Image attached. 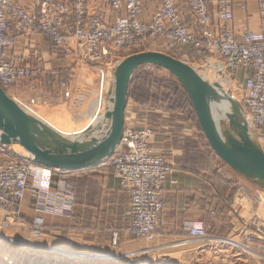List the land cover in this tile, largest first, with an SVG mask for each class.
<instances>
[{"label": "built area", "instance_id": "obj_1", "mask_svg": "<svg viewBox=\"0 0 264 264\" xmlns=\"http://www.w3.org/2000/svg\"><path fill=\"white\" fill-rule=\"evenodd\" d=\"M90 0H38L36 13L19 6L15 0H0V87L11 88L31 75L28 66L17 65L10 53L19 37L44 36L56 46H67L68 37L84 60L98 66V77H105L103 62L112 51H129L140 42L161 40L166 48H187L198 55L219 60L222 75L234 78L239 70L249 69L251 74L239 89V104L248 124L264 142V0H252L258 8L259 31L245 30L236 40L228 25L233 21L234 0H187L199 33H190L179 12L176 0H156L157 9L148 23L140 21L142 0H109L114 12L125 10V16L110 23L102 13L88 15ZM71 18V23H68ZM71 25L70 34L65 32ZM37 73H40L38 69ZM150 129L125 126L122 139L108 159L119 187L128 193L129 203L125 216L128 220L125 234L152 241L165 217L163 191L172 175L170 166L155 158L150 149ZM0 163V230L13 227L21 221L20 206L27 192L36 193L35 211L40 214L70 219L73 214L72 196L59 202L52 199L51 183L55 170L35 166L31 159ZM35 237L40 236L43 223L36 220L27 226ZM191 242L210 240L202 224L190 225L186 230ZM257 235L246 233L239 250L264 262V249L257 248ZM115 247L117 234H112ZM218 238L213 240L217 242ZM222 241V240H220Z\"/></svg>", "mask_w": 264, "mask_h": 264}, {"label": "crops", "instance_id": "obj_2", "mask_svg": "<svg viewBox=\"0 0 264 264\" xmlns=\"http://www.w3.org/2000/svg\"><path fill=\"white\" fill-rule=\"evenodd\" d=\"M37 1L15 0L19 6L24 7L31 13L37 12ZM66 1L71 3V0ZM108 1L90 0L87 5L88 15L102 13L107 23H110L116 17L125 16L124 9L120 12L112 11L109 8ZM142 2L144 9L140 21L148 23L151 14L158 6V2L156 0H142ZM176 3L178 12L188 31L194 35L198 34L199 27L188 9L187 0H176ZM233 16L234 20L228 27L233 32L236 40H240L239 37L245 30L259 31L258 9L254 1L234 0ZM67 22L71 23V18H68ZM70 31L71 25H68L65 33L69 35ZM10 59L17 65L31 66L33 70L41 68L46 74L42 77L32 76L28 80L10 88L9 97L14 98L13 96H16L23 102H20L21 104L40 107L43 110L45 107H51L49 113H54V118L59 121V124L66 122L78 124L80 122L83 123L87 119L83 120L85 117L84 106L80 114L72 115L73 121L68 119V114H65L66 111L63 108L65 100L72 98L70 90L74 78L70 64L74 60H78V63L85 62L80 51L75 48V41L71 36L68 37V43L65 47L56 46L50 39L43 36L19 37L11 50ZM92 69L96 72L95 66ZM49 71H54L55 76H50L48 74ZM250 74L251 71L249 69L240 70L236 74L235 79L231 81L236 91L242 88L245 79ZM91 92L92 90L90 94ZM90 94H82L83 98L84 96L88 97L86 103L90 101ZM82 97L79 99L82 100ZM55 101L58 103L56 102L55 104ZM17 102L19 103V100ZM50 102L54 104H50ZM147 110L148 107L146 105H140L128 100L124 126H147L146 118L150 112ZM31 117L35 120L39 119V116ZM151 124L155 125L156 128L152 129V153L172 167V175L167 179L163 192L165 217L156 235L158 243L180 245L182 241L186 242V230L190 225L195 224H202L206 233L211 236L219 238L230 237L235 233L237 226L233 223L230 213L221 211L227 204L226 199L231 194L230 191L233 186L236 188V192L232 195L233 200L239 195H237L239 190L244 192L241 187L239 189L242 177L227 169L228 167L226 168L224 165L219 166L217 157L213 153L215 157L211 153L212 157L208 156V145L205 147L200 134L196 132L195 126L190 123L188 117L178 114L172 120H168L167 117L161 115ZM14 156V152L11 153L10 148L2 147L0 149V163L12 162L11 158L14 159ZM87 172L95 174L101 184L102 195L99 198L98 207L99 213L101 211L104 217H100L99 221H109L106 229H109L108 231L110 232L118 233V238L120 237L125 242L129 237L124 232L128 222L125 213L128 209L129 197L128 193L119 187V181L113 174L112 167L107 160L82 171L55 172L53 178L56 175H61L60 180L64 181L67 179L64 176L65 174ZM219 179L223 183L218 184ZM224 182L230 183L229 188L225 186ZM51 192L52 199L55 202H59L64 197V195L59 196L53 188ZM255 200L259 201L257 196ZM35 202L36 193L33 191L27 192L20 206L21 221L23 223L41 221L45 227L44 234L52 238H58L63 233L64 236L75 233L73 230L59 228L61 227L60 225H65L68 222L65 219L37 213L35 211ZM75 208L76 204L74 213L76 211ZM64 225L63 227H65ZM239 228L238 234L242 236L243 240L248 227L239 223ZM84 232L82 235H87L88 241L81 247L90 250L94 249L95 244L92 242L91 237L96 231L89 230ZM254 245L264 248V234L258 236L254 241Z\"/></svg>", "mask_w": 264, "mask_h": 264}, {"label": "rangeland", "instance_id": "obj_3", "mask_svg": "<svg viewBox=\"0 0 264 264\" xmlns=\"http://www.w3.org/2000/svg\"><path fill=\"white\" fill-rule=\"evenodd\" d=\"M142 52H157L172 57L186 63L192 70L195 71V73H198V75H200L199 71L203 69L207 63L213 62L215 64H219V60L215 57L198 55L195 51L187 48H176L173 51H169L166 48L165 42L157 39L140 42L135 46V48L130 49L129 51L124 49L112 51L110 59L103 62L105 77L102 80L99 79L98 74L96 73L97 71L95 72L92 69L94 66L97 69V65L86 60L81 63H78V60H74V62L70 64V68L73 70L74 78V82L70 90L72 98L65 100V106H63V108L66 111L65 114H68V119L73 121L72 115L74 116L80 114L84 106L85 117L83 120L87 119L83 121V123L80 122L78 124H74L73 122L61 123L59 126L61 130L73 131L80 129V127L83 126L87 120H89L88 116L95 106L98 92L102 93V105L100 108L102 109V112H104V108L107 105V94L113 84V72L115 67L126 57ZM28 67L31 69V75L26 79L19 81L11 88L28 80L32 76L42 77L46 74L41 68H38L40 69V73L38 74V69L33 70L31 66ZM48 74L50 76H55L54 71H49ZM136 75V92L141 95L148 94L156 97V99L155 101H149L148 104H144L148 107L147 111H150L146 118L147 126L133 128L150 129L153 136L152 129L156 128L155 125H152L151 123H154L157 117L163 115L167 117L168 120H172L180 114L186 118L188 117L190 123L193 124L196 129L197 122L194 114H192V108L188 106V103L184 98V91L168 72L159 68L147 67L139 71ZM235 77L228 78L226 75L223 76L222 73H217L211 78L212 80H210L212 83H218L221 86L222 80L226 79L225 88L223 87L224 92L237 101L240 109L243 111L242 106L239 104L240 91H236L235 86L231 83ZM9 89L10 88L3 89L8 97L10 96L8 95L10 94ZM91 90L92 92L90 94ZM81 93L90 94V101L86 103L88 97L84 96L83 98ZM167 96L171 97L169 101L166 100ZM13 97L14 98H9H11L15 103L19 104L22 102L18 97ZM80 97H82V100L79 99ZM14 99L17 101L19 100V103ZM56 102L57 101L54 103L56 104ZM54 103L50 102V104ZM27 106L33 108L34 110H38L37 108H40L32 107L31 105ZM50 108L51 107H45L48 111ZM196 132L198 133L197 129ZM252 135V140H255L257 146L264 153V142L256 136L253 128ZM201 140L203 144L205 143L204 145L206 147L207 143L203 134L201 136ZM208 147L209 146H207V149ZM1 148L2 147H0V149ZM6 148H10L11 153L14 152L15 156L13 157L14 159L11 158L12 162L23 163V160L29 158L27 154L20 151L18 152L15 147L11 146ZM207 152L208 156L212 157L210 155V153L212 154L210 148ZM152 155L155 158H158L161 162L170 166L158 156H155L153 153ZM213 157L215 156L213 155ZM217 163L219 166L224 165L218 158ZM225 167L227 168V166ZM170 168L172 169L171 166ZM64 176H66L67 179L61 181V175H56V177L52 179L50 189H55L59 196L64 195L65 197L66 195H69V193L72 196V217L70 219H65L68 221L65 225L63 224L65 227L60 225L61 227L59 228H62L63 230H73L75 233H70L66 236H64L63 233L61 234L62 236H58V238H52L44 234L43 231L45 230V227L43 226L40 236L35 237L32 234L31 229L27 227L30 223H23V225H21L17 222L16 225L11 228L0 230V257L5 258L0 261V264H264V262L259 259L257 260L255 257L241 252L237 247V245H242L241 243L243 241L242 236L238 234L240 230L239 223L248 227V231L245 233H252L257 236L264 234V193H262L263 191L261 189L252 185L249 179L242 178V182L239 183V189L241 187L244 192H240L239 190L237 193V195H239L236 199H231V203L226 204L224 209L221 211L230 213L233 223L237 226L234 231L235 233H233L230 237L219 238L211 236L207 233L210 240L205 242H191L186 239V242L182 241V244L180 245L165 243L160 244L156 238L158 230L161 227L160 226L154 239L150 242L133 236H129L127 240L123 242V240L117 236L115 247H112L111 237L115 232H110L108 231L109 229H106L109 221H99L100 217H104L101 214V211L99 213L98 207V201L102 195V191L101 184L95 174L87 172L81 174H65ZM256 196L259 201L255 200ZM75 204L76 211L74 213ZM24 224L26 225L25 227ZM89 230L96 231L94 235H92L93 237H91L92 242L95 244V248L92 250L81 247V245H84V243L88 241V238L86 237L87 235L83 236L82 234L85 233L84 231L88 232ZM116 234L118 235V233ZM9 237L13 238L16 243L2 241V238L4 239ZM214 238H218L216 239L217 242L213 240ZM255 247L257 246L255 245Z\"/></svg>", "mask_w": 264, "mask_h": 264}, {"label": "water", "instance_id": "obj_4", "mask_svg": "<svg viewBox=\"0 0 264 264\" xmlns=\"http://www.w3.org/2000/svg\"><path fill=\"white\" fill-rule=\"evenodd\" d=\"M144 67L162 69L173 77L186 93L213 154L264 191V153L250 137L246 116L237 101L218 83L201 81L186 63L157 52L133 54L117 64L102 116L95 122L96 114L93 123L73 139L36 121L0 87V147L19 145L35 166L60 172L82 171L103 163L120 144L128 87L137 69ZM223 106L228 109L220 112ZM104 124H108L105 131Z\"/></svg>", "mask_w": 264, "mask_h": 264}, {"label": "bare ground", "instance_id": "obj_5", "mask_svg": "<svg viewBox=\"0 0 264 264\" xmlns=\"http://www.w3.org/2000/svg\"><path fill=\"white\" fill-rule=\"evenodd\" d=\"M222 72H223L222 67L219 64H215L213 62H210V63H207V65L205 67H203V69H201L199 71V74L200 75H198V73H196V75L198 76V78L201 81H205V82L211 84L212 83V81H211L212 79L211 78L214 75H216L217 73H222ZM225 85H226V79H223L222 82H221V88H222L223 91H224L223 87ZM101 94L102 93H99V92L97 93V98H96L95 106L92 109V111L89 113V116H88L89 120H87V122L83 126H81L80 129L73 130V131H64V130H61V128L59 127L60 126L59 121L56 118H54V113L53 112H50L49 113L48 110L45 111V109L43 110L41 108H37L38 110H34L33 108H31V107H29L27 105H24V104H19V106L29 116L30 115L31 116H39V119L36 120L39 123H41V124L49 127L50 129H52L53 131H55L57 134H59V135H61L63 137L73 139V138L80 137V134L82 133V131L87 126H89V125H91L93 123L96 114L98 116L96 117L97 119L95 120V122L98 121V119L103 114L102 109L100 108L101 105H102V97H101ZM223 109H228V108L226 106H223V107L220 108V110L222 112H223ZM247 126H248V129H249V135H250L251 138H253L252 128H251V125L248 124V122H247ZM107 127H108V124H104L103 127H102V130L105 131L107 129ZM13 147H15L18 150V152L20 151V152H23V153L27 154L19 145H14ZM28 159H30V157ZM241 208H243V207H241ZM0 240H1V238H0ZM2 241H9L11 243L12 242L13 243L15 242L14 239L13 238H10V237L9 238H4V239L2 238ZM18 242H20V241H18ZM3 259H5V258H1L0 257V261L3 260Z\"/></svg>", "mask_w": 264, "mask_h": 264}, {"label": "trees", "instance_id": "obj_6", "mask_svg": "<svg viewBox=\"0 0 264 264\" xmlns=\"http://www.w3.org/2000/svg\"><path fill=\"white\" fill-rule=\"evenodd\" d=\"M145 68V67H144ZM144 68H139V69H137V71L135 72V74H134V76H133V78H132V80H131V82H130V85H129V87H128V100H132L133 102H135V103H137V104H140V105H142V104H148L149 103V101H151V100H153V101H155V99H156V97H153V96H150V95H148V94H138L137 92H136V89H135V82H136V80H137V73L139 72V71H141V70H143ZM170 96L168 97L167 96V98H166V100L167 101H169L170 100ZM184 98H185V100L187 101V103H188V106H190L191 108H192V106H191V103H190V101H189V99H188V97H187V95H186V93L184 92ZM189 103H190V105H189ZM172 110V109H171ZM192 111H193V109H192ZM192 114H194V111H193V113ZM194 117H195V114H194ZM195 119H196V117H195ZM196 122H197V120H196ZM196 129H197V131H198V133L200 134V136H202V132H201V129H200V127H199V124H198V122H197V126H196ZM213 153V152H212ZM219 183H223L220 179L218 180V184ZM224 184H225V186L227 187V188H229V186H230V183L229 182H224ZM231 194L229 195V197L227 198V200H226V202H228L227 204H229V203H231V199H232V195L236 192V188L233 186V188L231 189ZM230 206V205H229Z\"/></svg>", "mask_w": 264, "mask_h": 264}]
</instances>
